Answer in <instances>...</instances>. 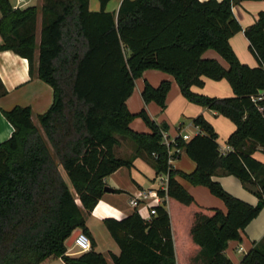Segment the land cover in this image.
Listing matches in <instances>:
<instances>
[{
  "label": "trees",
  "instance_id": "1",
  "mask_svg": "<svg viewBox=\"0 0 264 264\" xmlns=\"http://www.w3.org/2000/svg\"><path fill=\"white\" fill-rule=\"evenodd\" d=\"M111 0H44L41 7H15L0 0V50L11 49L30 63L34 74L54 88V102L40 114L39 125L29 106L3 110L14 127L0 144V264H41L61 257L66 264H108L94 249L69 255L68 239L80 228L90 237L87 217L105 193V178L126 166L133 157H118L119 137L130 139L135 155H143L157 173L168 174L167 203L157 205L146 219L135 210L104 224L119 245L115 264H234L225 251L264 207V163L253 156L264 148V11L255 23L242 28L233 5L243 0H122L117 12L107 11ZM42 13V31L36 44V24ZM243 30L259 65L242 63L230 38ZM215 50L227 62L205 57ZM147 69H158L176 79L189 101L213 109L231 119L228 152H222L217 132L203 116L193 122L199 133L186 141L178 135L164 141L168 124L157 123L142 108L133 113L127 106L135 81ZM204 77L227 79L235 95L214 97L192 90L203 86ZM171 81L158 86L145 83V103L166 108ZM7 89L0 79V97ZM140 117L149 132L131 128ZM172 148H184L196 163L185 173L170 163ZM219 172L236 176L258 196L250 204L227 191L213 177ZM204 185L219 197L227 210L200 206L178 181ZM256 188V189H255ZM189 237L188 247L180 241ZM243 264H264V238L242 258Z\"/></svg>",
  "mask_w": 264,
  "mask_h": 264
},
{
  "label": "crops",
  "instance_id": "2",
  "mask_svg": "<svg viewBox=\"0 0 264 264\" xmlns=\"http://www.w3.org/2000/svg\"><path fill=\"white\" fill-rule=\"evenodd\" d=\"M122 0H111L107 4V11L117 12ZM44 0H31L28 5H36L41 7ZM89 8L92 11H99L101 6L99 0H90ZM264 11V0H243L233 5V12L241 24L242 28L255 23L259 17V13ZM2 16L0 10V17ZM42 31V13H39L36 24V44L39 46ZM230 44L238 56L239 60L251 67L259 65L255 55L250 50V42L243 30L235 33L230 38ZM3 38L0 33V44ZM39 49L36 50L35 62L38 65ZM205 57L216 58L224 66H228L227 62L215 50L209 49L204 54ZM0 79L7 89V94L0 97V144L8 140L14 131L11 122L5 117L3 110H10L16 105L29 106L32 109V119L36 125H39L40 114L47 112L54 102V88L38 77L36 68L34 74L30 71V63L26 57L21 56L11 49L0 50ZM171 81V89L167 95L166 108L162 109L157 103H145L142 92L146 82L153 86H158L163 80ZM205 84L203 86L194 85L192 90L214 97H232L235 95L234 90L227 79L214 80L204 77ZM127 106L131 112H139L145 108L149 115L159 124L165 122L168 124V130L165 131V137L172 141L180 134H188L189 141L193 136L199 133L200 128L193 122L194 118L203 115L214 127L217 132V141L222 152H228L231 147L227 144L230 135L236 129L235 123L228 117L221 115L208 107L193 103L183 96L180 87L169 73L158 69H147L143 75L136 79L135 88L132 95L127 99ZM131 128L139 132H149V127L142 118H135L131 124ZM120 143L115 146L114 152L118 157L133 158L132 167L123 166L114 173L105 178L106 185L118 189V192H105L99 200L96 207L87 217V226L90 231V239L94 241V249L103 253L108 264H115L111 254L119 255L121 249L111 236L109 230L104 224V219L113 217L122 219L135 210L142 217L149 219V202L141 201L137 208L130 205V198L138 191L148 192L150 190L159 189L167 190L161 183V174L157 173L153 164L143 155H135V145L128 139L119 137ZM175 157L170 159V163L174 169L181 170L185 173H191L196 169V163L188 156L184 148H174ZM253 156L264 163V148L257 145ZM178 181L194 196L196 202L207 208H220L227 210L225 203L220 198L214 196L209 188L204 185H193L185 178L177 175ZM219 181L222 186L236 197L257 205L258 196L246 187L236 176L219 172L213 177ZM166 184V183H165ZM256 189V188H255ZM163 201L160 204L167 203L169 208V200L167 196H162ZM148 202V203H147ZM157 203V205H160ZM95 225H104L106 230L97 231ZM83 231V230H82ZM108 231V232H106ZM264 238V207L260 213L247 225L241 232V239L229 241L225 251L226 255L234 264H243L242 258L256 242ZM191 240L184 237L180 244L188 247ZM77 248L68 247V254L78 256L81 253L72 252ZM52 258H59L62 264H66L61 257H50L41 264H50ZM190 264H204L202 261H193Z\"/></svg>",
  "mask_w": 264,
  "mask_h": 264
},
{
  "label": "built area",
  "instance_id": "3",
  "mask_svg": "<svg viewBox=\"0 0 264 264\" xmlns=\"http://www.w3.org/2000/svg\"><path fill=\"white\" fill-rule=\"evenodd\" d=\"M13 1H14L15 7H25L31 2V0H13ZM263 98H264V91H261L258 95L253 96V100L255 102L262 100ZM259 109L262 112H264V107H259ZM179 135L182 136V138L184 140L189 138L188 134L180 133ZM164 141L168 145L175 142V140H172V141L168 140V138L165 137V133H164ZM173 149L174 148H172L170 150L171 154H173ZM160 179H161V183L164 186L166 185L165 188H167L168 174L162 173ZM144 200H147L148 202H149V200H151L149 203L147 202L149 204V213H150V218H151V216L156 214V208L155 207L157 206V203L158 204L162 203L163 197L156 190H150L148 192L138 191L135 195H133L130 198L129 203L132 207L137 208L140 205L141 201H144ZM74 246H76L78 248L80 253L87 252V251H90L92 249V241H91L90 237L82 231L77 236L75 243H74Z\"/></svg>",
  "mask_w": 264,
  "mask_h": 264
},
{
  "label": "water",
  "instance_id": "4",
  "mask_svg": "<svg viewBox=\"0 0 264 264\" xmlns=\"http://www.w3.org/2000/svg\"><path fill=\"white\" fill-rule=\"evenodd\" d=\"M104 190H105V192H118V191H119L118 189H115V188H113V187H111V186H108V185L105 186ZM81 232H82V229H80V228L76 229V230L73 232V234L70 236V238L68 239L66 245H67L68 247L73 246L74 243H75V240H76L77 236H78Z\"/></svg>",
  "mask_w": 264,
  "mask_h": 264
},
{
  "label": "rangeland",
  "instance_id": "5",
  "mask_svg": "<svg viewBox=\"0 0 264 264\" xmlns=\"http://www.w3.org/2000/svg\"><path fill=\"white\" fill-rule=\"evenodd\" d=\"M34 1H36V0H34ZM35 68H37V62H35ZM215 196V195H214ZM217 197V196H216ZM217 198H219V197H217ZM93 227H95V229L97 230V231H100V230H106L105 229V227H104V225H95L94 224V226ZM106 232H108V231H106ZM71 247H73V246H70V248ZM72 252H75V253H80L79 252V250H78V248H75V250L74 251H72ZM50 264H62V261L59 259V258H52L51 260H50Z\"/></svg>",
  "mask_w": 264,
  "mask_h": 264
}]
</instances>
